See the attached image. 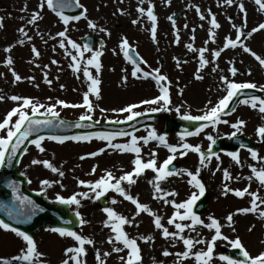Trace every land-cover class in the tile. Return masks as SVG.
<instances>
[{"label": "rangeland", "instance_id": "rangeland-1", "mask_svg": "<svg viewBox=\"0 0 264 264\" xmlns=\"http://www.w3.org/2000/svg\"><path fill=\"white\" fill-rule=\"evenodd\" d=\"M42 0H0V18H2V26H0V95L5 99L0 101V121H2L6 113L11 108L17 106V102L12 101V95L21 97H29L38 100L41 104H54L57 99L65 100L68 103H82L83 93L88 90L90 83L84 77L83 72H74L69 66L72 61L71 57L66 55L65 50L59 47V37L50 39V36H56V33L62 31L65 25L60 21L59 17L53 13L45 5L42 10L39 5ZM87 8L88 19L81 18L69 24L68 36L77 43L83 44L80 40L86 34H92L97 38L105 41V45L100 47L96 45L94 48H101L103 55L100 57L101 69L99 73L94 68H90L94 77L99 78L101 83L98 85L100 89V98L96 99L94 95H90L95 111L92 113L93 121L104 123L109 120L119 119L125 120L127 114L113 112V109L126 107L128 104L136 103L145 99H152L160 95L159 85L156 81L148 78H137L131 75L133 65L124 57L123 52L119 48L122 38L126 37L129 45L134 47L140 56L147 62L143 67L144 70L160 69V74L167 76L169 84V94L171 104L170 111H157L161 115V122L152 127H142L134 134L138 137L148 135V132L155 128L158 134H165L164 121L167 118L181 119V115L189 112L192 115H201L205 110L208 101L211 100L215 104L219 98L225 95L224 85L220 81V76L225 75L237 82H254L257 89L260 85H264V66L250 54L243 51L241 47L235 49H225L219 58L210 63L201 70L203 79H196L195 73L199 67L198 52H194L186 47L189 43L194 48L205 47V40H208L210 24V11L215 14L217 22L221 25L216 29L215 42L209 40L206 47L209 49L205 53L206 58L212 59L211 52L218 48H222L225 43V37L235 38L236 30L232 24L238 27L244 21V13L240 11L239 3H243L247 13V26L243 30L251 31L257 27L259 23L264 22V10H261L255 0H234L232 5H227L224 0H144L141 5L139 0H80ZM264 2V0H262ZM154 5V14L157 16L156 39H152L151 21L145 15L141 16L137 11L138 7L145 10ZM199 7L198 13L196 8ZM120 9L124 10L121 14ZM40 10L42 18L35 25H29L27 22L31 15ZM176 12H182L183 16L173 22L168 17ZM82 13V12H81ZM205 16L204 20L200 19V15ZM231 18V19H229ZM94 21L98 28L93 30L88 27V20ZM133 20L138 23L133 24ZM187 25V27H185ZM24 27L28 40L18 30ZM99 28L106 29V32L99 31ZM194 30V31H193ZM177 31L179 32V43L176 42ZM40 34H37V33ZM110 33V35H109ZM195 37L193 40L192 37ZM43 37V38H42ZM23 39L24 44L18 41ZM47 41V43H45ZM244 43L257 55L264 58V30L258 31L252 35ZM35 46L40 52V56L36 57L32 52ZM11 47L10 52L5 49ZM69 47L70 51L71 47ZM55 48V51L53 49ZM115 49V52L113 51ZM90 53H85V58L90 57ZM11 56L13 64L7 65L6 60ZM186 57L184 61L177 58ZM164 59L163 62H159ZM57 61L53 64L52 61ZM232 62L231 64L229 62ZM39 65V66H38ZM47 65V68H44ZM218 65L216 72L212 68ZM233 65L237 66L242 72H238L235 77H231L229 68ZM250 70V74H249ZM13 72L19 74L22 79L15 81ZM47 72L48 79L52 81L49 85L44 80V73ZM127 80H124V77ZM138 76L140 74L138 73ZM34 77V79H29ZM61 85L64 87L61 88ZM183 89L181 92L180 90ZM264 97V93H261ZM51 98V99H49ZM160 107V105H141L137 111L151 112L149 109ZM176 107L181 108V113L175 111ZM103 108L106 111L101 112ZM236 111L223 119L229 120V124H220L215 129L208 127L199 136L186 137L187 143L196 145L200 144L203 150H207L209 141L206 135L211 133L216 139L224 138V142L228 143L230 134L234 131L231 127L238 119H243L246 123L238 136L247 137L258 142L255 149L260 157H264V140L257 135L256 129L264 124V114L258 109H252L249 105L238 103ZM30 111V110H29ZM44 109H41L43 112ZM56 111L60 113V117L70 120H78L79 116L84 113V108H65L57 106ZM16 117H13L15 121ZM4 133H0L3 135ZM180 133L170 132L167 134V141L171 145H179ZM130 137H118L115 142H128ZM105 141L93 139L91 142L81 141H65L60 144L56 141L45 139L42 147L45 148L40 153L35 145L28 147V152L23 154L18 170L26 176L30 181L29 188L44 194V196L53 202L56 201V195L69 197L73 193L87 191L88 189L78 184L79 180L95 181L105 170L112 171L117 177L124 172L131 171L133 168L132 161L135 158L133 153H120L106 148L103 154L96 157H87L83 160L81 156L88 153L98 151L102 147H106ZM142 148V157L145 161L150 158L151 152L157 153L158 164L170 155L168 149L159 146L158 142L150 141L148 145L140 144ZM248 148H237L241 163L237 164L232 158L224 152L218 153L220 160L217 161L212 157L207 167H201L200 179L205 184L208 195V206L204 212L198 214L207 223L209 215L219 219L224 225L222 233L234 239L239 236L249 253L252 256L258 255L264 251V218H259L258 214H235L233 216V226H227L226 217L229 213H235L237 209L249 207L251 197L245 194L243 198L229 193L227 196L222 194L224 185L227 184L231 189H244L250 185V192H258V195L264 197V186H261L258 180L253 177L248 180L247 177L252 176L249 165H253L258 169L264 166V161L253 160ZM173 162H177L178 168H186L195 172L199 165V156L197 153L189 151L185 156L181 157L179 153ZM33 159L48 160L55 167L64 171V177H59L57 173L41 165H32ZM219 164V170L217 165ZM93 166L96 168L95 174L92 172ZM176 167V168H177ZM227 169L231 175L230 180H225L223 170ZM155 173L152 170L145 172L137 178L136 184L125 187L134 197L139 198L140 203L148 204L153 212L160 215L162 223L169 228V231H176L174 225H168L167 220L173 215L175 209L170 204H164L163 200L153 199V186L149 183L153 180ZM239 177V179H237ZM48 179L50 181H60L53 184L52 187L41 192V181ZM188 177L184 175H173L165 181L161 182V187L165 191L175 190L178 195L168 197L181 202L187 199L194 191H197L188 184ZM61 184L63 187H61ZM79 198V197H78ZM115 199L116 204H111V200ZM259 203V201H258ZM104 207H112L118 214L131 219L136 208L130 202L121 197L118 193L109 191L105 197L99 200L82 199L81 205H70V209L74 212L79 211L82 217L88 221L85 225H80L76 231L82 232L85 236L94 240V245H86L87 255L89 258L84 260L86 264H97L95 259L96 250L101 253L109 252L110 255L103 257L106 264H123L121 256L127 257L128 250L125 249L120 253L112 252L113 245L108 243V237L113 235L111 229L106 227L104 222L107 219L106 213L103 212ZM264 208V205H261ZM184 223H191L185 221ZM254 225V227H252ZM252 230L249 231V228ZM50 228H41L33 236L37 241L38 249L45 254L47 264H61L65 259L64 251L67 247L74 246L75 242L68 237H60L57 233L48 231ZM124 230L130 237L151 235L154 239L145 243L138 240L141 248L142 264H176V253L185 251L182 241L165 239L161 230L154 227L153 217L146 213H141L133 221L131 225H125ZM197 233L205 240H210L214 234V230L210 231L203 226L197 225L195 231L185 229L183 233L186 237H197ZM123 247L122 244H117ZM25 247L21 238L17 237L11 231L0 229V258L9 259L19 254L21 248ZM167 249L172 255L164 256L163 251ZM201 249L206 250V244L196 245L193 252ZM233 249L227 241L218 240L214 248L212 264H226L219 259L220 255H228V251ZM18 264V262H11ZM182 264H196L194 257L182 261Z\"/></svg>", "mask_w": 264, "mask_h": 264}, {"label": "snow or ice", "instance_id": "snow-or-ice-1", "mask_svg": "<svg viewBox=\"0 0 264 264\" xmlns=\"http://www.w3.org/2000/svg\"><path fill=\"white\" fill-rule=\"evenodd\" d=\"M170 2V0H169ZM139 3L142 5L144 0H139ZM224 3L227 5H232L234 0H224ZM255 3L259 5L261 10H264V2L262 0H255ZM53 10L55 14L59 17L60 21L65 25L64 29L58 33L56 36H50V39H55L59 37V47L65 50L66 55L71 57L72 63L69 65L74 72H83L84 77L89 81L88 90L83 93L82 103H68L65 100L57 99L54 104H41L38 100H34L29 97H21L19 95H12L10 99L17 102V106L9 110L4 119L0 121V167H4L5 163L10 167L14 160H17L18 154H26L28 148L25 145V141L29 140V137L33 133H38L41 129L48 128H84L92 127L93 124L85 123L93 121L92 113L95 111V107L90 100V95H94L96 99L100 98V89L98 85L101 83L99 78L94 77L90 68H94L97 73H99L102 65L100 62V57L103 55L101 48H94L91 43H77L74 39H71L68 36L69 24L74 21H79L81 18L88 19L87 17V8L80 2V0H42L39 5V9L42 10L44 6ZM79 8L82 9L80 15H66V9ZM239 8L242 13H244V21L241 26L232 24V27L236 30L235 38L225 37V43L222 48H218L211 52L212 59L206 58L205 53L209 51L206 47L209 40L215 42L216 38V29H219L221 25L217 22L215 15H211L210 24L211 28L208 33V40H205V47L199 49L194 48L193 44L189 43L186 47L189 50L198 52L199 56V67L196 70L195 78L203 79L201 70L208 66L210 63H213L217 58L221 56V53L228 48L235 49L241 47L244 52L250 53L261 66H264V58L260 55H257L256 52L252 51L244 41L252 37V35L258 31L264 30V22L259 23L257 27L251 29V31L245 32L243 29L247 26V13L244 9L243 3H239ZM38 10L31 15V18L28 20L29 25H35L39 19L42 18L41 11ZM197 12H200L199 7L196 8ZM121 14H124V10H118ZM137 11L141 16L146 15L147 18L151 21V35L152 39H156L157 31V16L154 14V5H151L145 10L143 7H138ZM169 20L173 22V27L175 28V21L172 16L168 17ZM200 19L204 20L205 16L200 15ZM231 19V18H229ZM133 24L138 23V20H133ZM0 26H2V18H0ZM88 27L96 30L98 25L92 21L88 20ZM187 27V25H185ZM22 33L28 40H31V37L27 36V32L24 27L18 30ZM99 31L106 32V29L99 28ZM194 31V30H193ZM37 34H40L39 32ZM110 35V33H109ZM43 38V37H42ZM179 32L177 31L176 42L179 43ZM194 40L195 37L193 36ZM24 40L21 39L18 41L19 44H24ZM47 43V41H45ZM71 50H69V47ZM119 48L123 52L124 57L133 65V70L131 75L137 78L148 79L151 78L156 81L159 85L160 95L152 99H145L139 102V104L132 103L128 104L126 107L120 109H113V112L125 113L127 114L124 121L116 119L115 121H109V123L121 124L127 121H134L137 117L143 116L145 113L137 111L141 105H160V107H155L149 109L152 112L157 111H170L171 104L170 94H169V84L161 83L167 82L168 78L165 75L160 74V69H152L151 71L144 70L141 67V64H146L147 62L143 58H139V61L133 56V49L129 45V41L126 37L122 38ZM6 52L11 51V47L5 49ZM55 51V48L53 49ZM115 52V49L113 50ZM32 52L36 57H39L41 54L36 49L35 46L32 47ZM85 53H90V57L85 58ZM138 56V53L136 54ZM7 65L11 66L13 60L9 56L6 60ZM53 64H56L57 61L53 60ZM179 60H177V65L179 66ZM232 63L231 61L229 62ZM39 66V65H38ZM47 65H44V68H47ZM218 65L212 68L213 72H216ZM231 77H235L238 73V68L232 66L229 68ZM138 73L140 76H138ZM250 74V70H249ZM15 81H20L22 77L19 74L13 72ZM29 79H34L30 77ZM44 80L47 84L51 85L52 81L48 79L47 72L44 73ZM124 80H127V77H124ZM220 81L224 85L225 95L218 99L215 104H212V101L209 100L208 104L205 106V110L201 115H192L189 112H185L181 115V119L191 122H201L198 126L194 127V130H189L188 128L183 129L179 134L181 143L179 145H171L167 141V134H158L155 128H152L147 136L138 137L134 133L126 131L124 129L116 131H101V132H87L72 136L67 135H49L45 137L44 135H37L35 139H32L30 143L35 145L40 153L45 151V148L42 147V142L45 139L56 141L60 144H63L65 141H87L91 142L93 139H98L105 141L106 147L98 149L88 153L86 156H81L80 159L83 160L87 157H96L100 154H103L106 151V148H110L113 151L120 153H133L135 158L132 161L133 168L131 171L124 172L120 176H116L112 171L105 170L104 174L101 175L95 181H85L79 180L78 184L87 188V191L73 193L69 197H64L62 195H56V201L64 205H81L82 199H94L99 200L102 197H105L109 191L118 193L125 200L130 201L136 208L135 215L129 219L122 214H118L112 207H104L103 212L106 213L107 219L104 224L106 227L111 229L113 235L108 237V243L113 245L112 252L120 253L125 249L128 250L127 257L121 256L120 259L123 261V264H142V255L141 248L138 244V240H142L145 243L150 242L154 239L153 236H139V237H130L128 233L124 230L125 225L133 224V221L141 213L149 214L153 217L154 227L158 230H161L162 235L165 239H173L182 241L185 246V251L182 253H176L177 261L176 264H182L183 260L194 257L196 264H212L214 248L218 240L227 241L230 246L234 249L239 250V257L233 258L227 255H220L219 259L226 262V264H264V251L260 252L258 255L252 256L248 250H246L241 238L237 235L234 239H230L229 236L222 233V228L224 227L221 224L220 220L215 218L212 215L207 217V223L202 219L195 211L197 201L205 195L206 187L202 182L200 177L201 167H207L210 163L212 157H215L217 161L220 160L218 153L213 151V145L216 144V138L208 133L206 139L210 142L208 149L203 150L200 144H190L185 142L186 137L199 136L202 132L205 131L208 127H213L214 129L220 124H229V120L223 119L224 116H229L236 111L235 108H230V105L234 100H238V103L243 105H249L252 109H258L261 114H264V97L259 95H248L246 90L257 89V84L254 82H237L234 79H230L228 76L221 75ZM64 86L61 85V88ZM181 92L183 89L180 90ZM259 91L264 93V85L259 86ZM243 97V99H239ZM5 97L0 95V101H3ZM51 99V98H49ZM63 106L65 108H84L85 111L82 113L78 120L75 122H69L64 119H60V113L56 111L57 106ZM41 109H44L41 112ZM30 110V111H29ZM100 111L103 113L106 110L101 108ZM175 111L180 114L181 108L176 107ZM37 116L46 117L44 119H38ZM13 117H16L13 121ZM99 123V121H95ZM245 121L243 119H238L235 123L231 124V127L234 131L230 134V138H234L238 133L242 132L243 127L245 126ZM257 135L264 140V124H261L256 129ZM118 137H130L128 142L118 143L115 142ZM150 141L158 142L159 146H164L168 149L170 155L163 160L162 163L158 164L156 159L157 153L153 150L151 152L150 158L145 161L142 157V148L140 146L141 142L143 145H148ZM241 147H247L246 145L241 144ZM253 160L264 161V157H260L258 152L252 148L247 149ZM189 151L197 153L199 156V165L195 172H192L186 168H175L172 167L173 161L177 158V153L181 157L185 156ZM233 161L237 164H240L239 153L237 151L228 152ZM32 165H43L47 169L51 170L53 173H57L59 177H64V171L55 167L48 160H39L33 159L31 161ZM98 166H93L92 172L90 174H95L96 168ZM252 176L247 177L248 180H252L255 177L261 186H264V166H261L259 169L253 165H249ZM152 170L155 173L154 179L150 180L149 183L153 186V199L163 200L164 204H170L173 206L175 211L173 215L168 218L167 224L174 225L176 231H169V228L162 223V217L149 207L148 204L140 203L138 197H134L128 191L130 186L136 184L137 178H139L145 170ZM217 170H219V164L217 165ZM186 174L190 179L187 181L189 185L195 188L197 191H194L187 199L176 202L175 199H168V197H175L178 193L175 190L165 191L161 187V182L165 181L173 175H184ZM224 179L230 180L232 177L227 169L223 170ZM239 179V177H237ZM30 182V181H29ZM41 192L46 193V189L52 187L53 184L60 183V181H50L44 179L41 182ZM125 184L128 188L125 187ZM7 187L12 190V200L15 203V206H10L7 203H0V211H3L4 215L8 218V221L14 222L15 225L29 223L37 211H44L40 206L29 196L23 195L19 191V185L16 181L12 180L7 183ZM61 187L63 185L61 184ZM250 185L246 186L244 189H231L227 184L224 185V190L222 194L227 196L230 192L235 196L243 198L245 194H248L251 197L250 206L243 207L236 210L235 213H229L226 217V223L228 227L232 228V231L235 232V227L233 226V216L235 214H248L254 213L258 214L259 218H264V208H261V205H264V197L258 195V192H250ZM79 197V198H78ZM259 201V203H258ZM115 199L111 200V204H116ZM75 216L78 218V223L82 226L88 223L85 220L79 211L75 212ZM185 221H190L191 223H184ZM72 221L65 220L64 224H71ZM13 223L6 222L5 219H0V229L5 231H11L17 237L21 238L25 244V247L21 248L19 254L11 258V262H18V264H47L45 259V254L40 252L38 249L37 241L34 239L33 235L28 233L25 230H21L19 227L14 226ZM203 226L204 228L212 231L214 234L211 236L210 240L205 241L199 233H197L196 238L190 236H185L183 233L185 229L190 231H195L196 226ZM254 227V225L252 226ZM252 227L249 228V231L252 230ZM52 233L59 234L60 237L71 238L75 244L74 246L67 247L64 251L65 259L61 261V264H86L84 257L87 255L86 245H94V240L85 236L82 232H78L69 227H51L48 229ZM117 244H122L123 247L116 246ZM206 244V250L201 249L199 251L193 252V249L196 245ZM109 252L101 253L99 249L96 250L95 259L97 264H106V261L103 257L109 256ZM164 256L172 255L167 249L162 253ZM9 259L0 258V264H11ZM162 264V262H161Z\"/></svg>", "mask_w": 264, "mask_h": 264}, {"label": "water", "instance_id": "water-1", "mask_svg": "<svg viewBox=\"0 0 264 264\" xmlns=\"http://www.w3.org/2000/svg\"><path fill=\"white\" fill-rule=\"evenodd\" d=\"M82 9L79 8H72V9H66L65 14L66 15H78L80 14ZM180 17V14H176L173 16L174 19H177ZM82 41L84 43H91L92 46L95 45L96 42H98L100 45H103L104 42L101 39H96L92 35H86L82 38ZM133 56L139 61V57L136 55V52L133 51ZM248 95H259V92L246 90ZM243 97H240L239 99H242ZM238 100H234L231 104L230 108H235L237 105ZM38 119H44L46 117H39ZM60 118V117H59ZM63 119V118H60ZM65 120V119H64ZM69 121V120H66ZM72 122V121H69ZM160 122V115L158 113H147L141 117H137L134 121H129L121 124H115V123H107L104 125H98L91 122H85L90 123L93 125H96V128L92 127H84V128H48V129H41L38 133H33L32 136L29 137L28 141H25L26 147L29 146L30 141L32 139H35L37 135H74L79 133H87V132H96V131H116L120 129H124L129 132H134L138 130L139 128L143 126H154ZM201 122H188L185 120H169L166 122L165 126V132H182L183 129L188 128L189 130H194L195 126H198ZM223 139H218L216 141V144L213 145V151L218 152L221 149H226L227 151H235L236 148H228L225 147L223 144ZM231 143L233 146L238 147L241 146V144L246 145L247 147H250L252 149H256L257 144L250 140L249 138L243 137V136H236L234 138H231ZM23 155V154H22ZM21 154H18L17 160H14L12 163V166H8L7 163H5L4 167H0V203H7L10 206H15V203L12 200V190L7 187V183L9 181H16L19 185V191L21 194L31 197L39 206L40 208L44 209V211H37L36 214L33 216L32 220L29 223L26 224H20L15 225L14 222L8 221V218L4 215L3 211H0V219H5L6 222L13 223L14 226L19 227L21 230H25L31 235H34L37 230H39L41 227H69L75 230L79 227L78 218L75 216V213L70 210L69 205H64L59 202H51L46 199V197L40 193H37L35 191H31L28 188V180L27 178L17 171L20 159L22 157ZM172 167H176V164H173ZM207 199L208 195L205 196L201 201L197 203L195 212H201L205 210L207 207ZM65 220L72 221L71 224H64ZM231 257H239V250L235 249L233 252H230Z\"/></svg>", "mask_w": 264, "mask_h": 264}, {"label": "bare ground", "instance_id": "bare-ground-1", "mask_svg": "<svg viewBox=\"0 0 264 264\" xmlns=\"http://www.w3.org/2000/svg\"><path fill=\"white\" fill-rule=\"evenodd\" d=\"M89 257L88 256H85V259H88Z\"/></svg>", "mask_w": 264, "mask_h": 264}]
</instances>
